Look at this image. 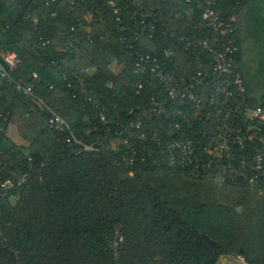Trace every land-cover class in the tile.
<instances>
[{"label":"trees","instance_id":"trees-1","mask_svg":"<svg viewBox=\"0 0 264 264\" xmlns=\"http://www.w3.org/2000/svg\"><path fill=\"white\" fill-rule=\"evenodd\" d=\"M109 1L83 0L86 6L67 13L43 0H0V64L12 80L0 78V185L28 175L0 198V264H217L223 256L264 264V191L235 184L219 170L195 177L173 165L161 153L173 135L164 117L147 129L125 128L135 118L129 112L145 106L157 83L149 76L152 84L136 92L134 58L118 41L134 7L119 1V24ZM137 1L148 9L157 5ZM205 3L167 0L154 8L163 20L134 49L174 50L184 76L206 70L201 51L185 52L171 37L203 36L197 6ZM212 7L225 21L234 19L235 69L247 102L264 103V0H214ZM4 52L19 61L12 71ZM16 84L31 86L32 95ZM47 108L93 150L67 144V132L50 128ZM10 124L25 146L8 136ZM162 130L156 143L150 141L151 131ZM215 188L242 196L238 202L218 200Z\"/></svg>","mask_w":264,"mask_h":264},{"label":"built area","instance_id":"built-area-1","mask_svg":"<svg viewBox=\"0 0 264 264\" xmlns=\"http://www.w3.org/2000/svg\"><path fill=\"white\" fill-rule=\"evenodd\" d=\"M45 6L59 4L69 13L82 8L83 0H43ZM120 0H110L109 6L113 14H119L122 8ZM167 0H157L155 7L146 8L137 0H130L134 7L129 17V24L121 26L118 41L120 50L134 58V74L139 77L135 90L139 93L153 76L156 80L155 95L151 96L143 108L136 106L132 113L135 117L125 126L127 130L147 129L155 119L164 117L168 129L173 135L165 138L161 153L169 161L185 168L192 176H201L211 170H219L235 184H243L255 191H264V103L249 104L246 100L245 87L241 74L235 69L237 45L234 38V19L225 21L212 4L214 0H206L198 5L202 21L205 23L198 34L171 35L185 52L201 51L207 69L198 70L189 76L179 74L174 62L176 53L172 49H164L160 54L135 50L134 43L143 39H151L157 21L163 16L155 9L161 8ZM190 0H187L189 2ZM86 6V5H85ZM127 7L124 6L125 10ZM155 8V9H154ZM166 14L167 11H166ZM54 16V13L52 14ZM90 17V13H87ZM35 21V20H34ZM192 13L188 22H192ZM7 26L3 29L5 30ZM75 26L70 31H75ZM86 40L91 43V28L85 26ZM41 40V38H39ZM73 42L78 43L76 39ZM2 59L9 71L16 68L18 59L12 52H4ZM116 66V65H115ZM35 76V75H34ZM1 80L12 83L7 70L0 64ZM112 88V82L106 83ZM16 90L32 95L31 86L16 84ZM92 108L97 106L91 97L86 98ZM50 113L49 126L57 132H67L65 142L70 146H80L81 151L93 150L75 136L74 130L66 122L47 108ZM103 119V117H102ZM164 131H151L150 141H155ZM140 138H145L142 133ZM161 143L158 142V146ZM132 159L130 160V163ZM28 179L21 174L17 179H8L0 185V198H4L12 188L20 187ZM112 248L115 250L118 233H115ZM244 264L242 257L236 256Z\"/></svg>","mask_w":264,"mask_h":264},{"label":"rangeland","instance_id":"rangeland-1","mask_svg":"<svg viewBox=\"0 0 264 264\" xmlns=\"http://www.w3.org/2000/svg\"><path fill=\"white\" fill-rule=\"evenodd\" d=\"M92 72L89 70V74H91ZM14 126V125H13ZM14 128L16 129V127L14 126ZM15 141L14 143L16 145H22L25 146L27 143L25 141H23L17 133V130L15 131ZM8 136L9 133H8ZM11 138V137H10ZM171 185V183H169V186ZM194 190V189H193ZM214 194L217 197L218 200H229V201H233V202H238V199L240 200L242 193H239V190H234V189H220V188H215L214 190ZM253 197H260L261 195L258 193H252ZM240 197V198H239ZM251 198V196H250ZM217 264H244L243 261H241L239 258H236V256H223L219 259Z\"/></svg>","mask_w":264,"mask_h":264},{"label":"crops","instance_id":"crops-1","mask_svg":"<svg viewBox=\"0 0 264 264\" xmlns=\"http://www.w3.org/2000/svg\"><path fill=\"white\" fill-rule=\"evenodd\" d=\"M13 129H15L14 126L10 124L9 127H8V133L10 135L9 137H11V139L13 141H15V132H14ZM15 131H16V129H15Z\"/></svg>","mask_w":264,"mask_h":264}]
</instances>
